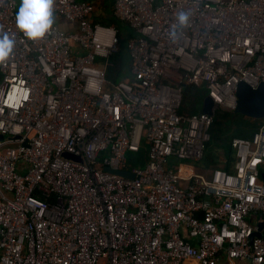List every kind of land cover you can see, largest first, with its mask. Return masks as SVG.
<instances>
[{
  "label": "built area",
  "instance_id": "built-area-1",
  "mask_svg": "<svg viewBox=\"0 0 264 264\" xmlns=\"http://www.w3.org/2000/svg\"><path fill=\"white\" fill-rule=\"evenodd\" d=\"M112 1L130 33L128 79L114 83L119 40L96 22L99 2L55 0L50 32L32 40L16 0H0L15 41L0 65V264H264V227L250 238L264 222V121L231 141L232 172L172 163L201 161L213 123L180 113L185 87L235 111L239 84H264V0ZM142 141L147 162L129 168Z\"/></svg>",
  "mask_w": 264,
  "mask_h": 264
},
{
  "label": "trees",
  "instance_id": "trees-1",
  "mask_svg": "<svg viewBox=\"0 0 264 264\" xmlns=\"http://www.w3.org/2000/svg\"><path fill=\"white\" fill-rule=\"evenodd\" d=\"M112 5V0H106V3L104 4L106 11L105 16L95 17V20L101 25L112 26L116 30V35L119 40L118 51L116 54L108 58L109 67L105 72V79L114 83L128 79L130 65L127 52L124 53L121 49L122 43L125 41L122 32L127 27L111 16ZM182 92L183 100L180 113L194 114L200 112L202 101L205 95H207L205 88L187 86ZM263 121L264 120H252L246 118L235 113V111H225L219 108L215 109L213 123L209 130L210 139L205 145L204 156L201 160L203 168L205 170L217 168L218 164L222 163L223 170L232 172L235 153L232 150L231 141L234 138H251ZM219 151H222L223 155V159L220 162L218 159ZM146 162L147 146L142 141L137 152L129 153L127 164L129 168H133L135 166H143Z\"/></svg>",
  "mask_w": 264,
  "mask_h": 264
},
{
  "label": "clouds",
  "instance_id": "clouds-1",
  "mask_svg": "<svg viewBox=\"0 0 264 264\" xmlns=\"http://www.w3.org/2000/svg\"><path fill=\"white\" fill-rule=\"evenodd\" d=\"M55 0H20L15 14L16 29L23 33L24 37L32 40L41 39L49 33L54 21ZM177 24H173L170 30V40L175 42L177 27L183 29L188 26L189 14L180 11L176 17ZM0 65H6L10 58L14 38L8 32L0 29Z\"/></svg>",
  "mask_w": 264,
  "mask_h": 264
},
{
  "label": "water",
  "instance_id": "water-1",
  "mask_svg": "<svg viewBox=\"0 0 264 264\" xmlns=\"http://www.w3.org/2000/svg\"><path fill=\"white\" fill-rule=\"evenodd\" d=\"M236 97L237 106L235 108V113L252 120H264V84H261L256 90H252L246 84L241 83L237 87ZM200 109V112L214 116V112L217 107L213 104L211 98L206 95L202 101ZM0 139H2L1 134ZM63 156L65 158L78 160L68 154H64ZM103 170L125 178L131 179L133 177L131 172L125 170L111 171L107 167ZM260 177L262 181H264V172L261 173ZM263 227L264 222L257 223L256 231L251 234L250 238L259 237Z\"/></svg>",
  "mask_w": 264,
  "mask_h": 264
},
{
  "label": "rangeland",
  "instance_id": "rangeland-1",
  "mask_svg": "<svg viewBox=\"0 0 264 264\" xmlns=\"http://www.w3.org/2000/svg\"><path fill=\"white\" fill-rule=\"evenodd\" d=\"M97 2H99L102 6L106 3V0H96ZM17 2V8L19 7V4H20V0H16ZM99 5V6H101ZM98 6V8L100 9V7ZM122 36H123V39L125 40V38L128 36L129 34V31L128 29H124V31L122 32ZM125 44H126V40L122 43V46H121V49L122 51L125 53ZM206 96V95H205ZM201 108V107H200ZM201 110V109H200ZM220 153H218V159H219V162L223 159L222 158V151H219ZM129 157V153L126 154V158ZM173 165L177 167L178 170H181V168H187L188 170H191L192 172L194 173H207L208 174V171L205 170L203 168V163L202 161H199V162H186V161H172ZM219 165V164H218ZM223 164L220 163V167L222 166Z\"/></svg>",
  "mask_w": 264,
  "mask_h": 264
},
{
  "label": "crops",
  "instance_id": "crops-1",
  "mask_svg": "<svg viewBox=\"0 0 264 264\" xmlns=\"http://www.w3.org/2000/svg\"><path fill=\"white\" fill-rule=\"evenodd\" d=\"M99 5H101L100 3L98 4V6ZM100 7V9L98 8V11H97V13L98 14H101L102 12H106L105 11V8H104V5L102 6H99ZM60 28H62L64 31H69L70 29H71V26L69 25V24H60V26H59ZM224 162V161H223ZM222 167H223V165L220 167V164L218 165V167L217 168H221L222 169ZM182 169H184V168H181V170H179V172L182 174V173H184V174H194V172H192L191 170H188V171H186V170H182ZM213 168H211V169H208L207 171L209 172L210 170H212ZM183 171H186V172H183ZM195 174H203V175H205V174H207V173H195ZM214 264H245L244 262H241V261H234V260H229V259H227L226 257H225V255L223 254V253H221V254H219L218 256H217V258H216V261H215V263Z\"/></svg>",
  "mask_w": 264,
  "mask_h": 264
},
{
  "label": "bare ground",
  "instance_id": "bare-ground-1",
  "mask_svg": "<svg viewBox=\"0 0 264 264\" xmlns=\"http://www.w3.org/2000/svg\"><path fill=\"white\" fill-rule=\"evenodd\" d=\"M182 170H186V171H188V169L187 168H184V169H182ZM186 171H183V172H186ZM189 172V171H188ZM182 174H184V173H182Z\"/></svg>",
  "mask_w": 264,
  "mask_h": 264
}]
</instances>
